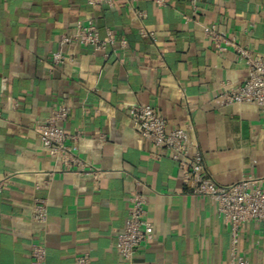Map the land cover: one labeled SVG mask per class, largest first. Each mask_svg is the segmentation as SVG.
Masks as SVG:
<instances>
[{"label": "crops", "instance_id": "1", "mask_svg": "<svg viewBox=\"0 0 264 264\" xmlns=\"http://www.w3.org/2000/svg\"><path fill=\"white\" fill-rule=\"evenodd\" d=\"M88 6L85 0H0V264H74L90 252L93 264H130L115 247L127 220L128 196L143 190L154 232L132 264H230V225L216 203L182 183L171 153L138 134L128 114L133 104L155 107L169 129L187 126L202 151L207 174L220 186L264 176V115L254 103L223 105L225 83L247 79L233 48L219 54L203 32L216 24L254 54L264 55V0L136 2L154 36L142 37L125 0ZM190 18L189 21L186 18ZM92 19L126 48L93 54L88 46H62L78 20ZM66 60L55 66L52 54ZM66 105L68 132L83 130L75 152L105 171L54 172L36 125ZM107 140L102 142L100 135ZM35 199L49 202L47 225L32 217ZM47 249L44 263L31 246ZM238 250L250 264H264V226L241 227Z\"/></svg>", "mask_w": 264, "mask_h": 264}, {"label": "built area", "instance_id": "2", "mask_svg": "<svg viewBox=\"0 0 264 264\" xmlns=\"http://www.w3.org/2000/svg\"><path fill=\"white\" fill-rule=\"evenodd\" d=\"M129 6L130 22L137 26L142 37L154 34L146 26L147 15L136 6V2L144 0H125ZM165 6V0H156ZM204 0H190L193 12L196 13L198 5ZM92 8L112 7L113 0H85ZM187 21L190 18H186ZM69 34L61 36L62 46L81 44L88 46L93 54L100 52L107 57L108 47L112 49L126 48L127 41L119 40L116 32L108 29L103 37L92 19L78 20ZM205 37L210 40L215 52L222 54L233 48L237 58L247 67V79L237 86L225 83L221 92L220 103L223 105H236L254 103L258 105L264 115V55L254 54L243 47L235 38H227L221 34L216 24L203 26ZM66 56L63 52L52 54L55 66L64 63ZM139 135L153 145L164 148L171 153L172 159L177 162L181 170L182 183L189 187V192L195 196L208 197L216 203L217 213L230 225L232 236V249L230 264H250L247 257L238 250L241 227L247 222H256L264 226V176L248 178L230 186H220L207 174L202 151L194 142L187 126L169 129L166 119L161 116L155 107L147 104H133L128 110ZM69 109L66 105H58L51 116L35 127L42 148L56 161L53 172L47 174L46 180H37L35 189L40 190L49 184L54 172L75 175H89L95 183L105 176L102 171L82 159L75 151V145L85 138L83 130L68 132L65 123L69 118ZM100 140L106 142L105 134ZM3 182H0V191ZM129 206L127 220L124 228L116 235L115 247L130 264L133 263L139 249L149 240L154 232V225L148 218V200L143 190L132 191L128 196ZM32 217L41 224L47 225L49 221V202L47 199H35L32 205ZM31 257L37 263H44L47 258V249L43 244L31 246ZM74 264H93L90 252L75 256Z\"/></svg>", "mask_w": 264, "mask_h": 264}]
</instances>
